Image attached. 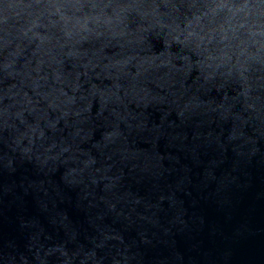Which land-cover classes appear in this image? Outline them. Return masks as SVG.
I'll return each mask as SVG.
<instances>
[{
  "label": "water",
  "instance_id": "1",
  "mask_svg": "<svg viewBox=\"0 0 264 264\" xmlns=\"http://www.w3.org/2000/svg\"><path fill=\"white\" fill-rule=\"evenodd\" d=\"M0 264H264V0H0Z\"/></svg>",
  "mask_w": 264,
  "mask_h": 264
}]
</instances>
